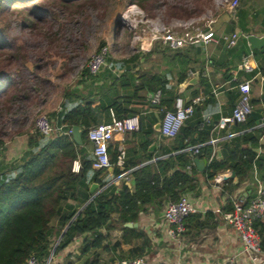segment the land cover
Returning a JSON list of instances; mask_svg holds the SVG:
<instances>
[{"label":"trees","instance_id":"trees-1","mask_svg":"<svg viewBox=\"0 0 264 264\" xmlns=\"http://www.w3.org/2000/svg\"><path fill=\"white\" fill-rule=\"evenodd\" d=\"M115 1L0 0V15L4 10L8 14L16 15L23 32L32 33L45 26L48 31L44 37L49 40L52 30L59 23L60 16L71 19L77 16L90 18L91 11L107 14ZM159 1L125 0V4L137 5L148 11L151 4H157ZM116 29L117 37L121 36V31L127 33L121 21L116 23ZM5 30L6 27L0 17V60L7 62L9 67L15 66V74L0 72V138L5 134L4 130L7 127L2 120L4 112L8 115L14 106L28 105L36 101L51 84L44 73L45 58L43 56L32 58L26 52V46L6 39ZM130 35L133 39V34ZM183 50H166L175 52L174 55L172 54V59L181 63L182 68L187 64ZM141 57L140 53L120 60L109 57V66L122 71L120 76L113 77L111 88L115 91L119 88H133L136 94L143 90L146 95L161 91L163 97L160 102L152 105L163 117L168 110L173 109L177 95L171 92V81L164 74L140 72L138 66ZM185 73L184 71L180 74L179 83L186 80ZM84 76L96 78L99 75L92 77L87 69ZM141 80L144 81L137 86ZM201 85L209 86L205 77H202ZM108 93V90L102 88L98 96L93 91L84 95L69 87L64 92L65 101L61 109L48 115L54 124L62 127L64 131L72 130L76 126L83 128L81 146L75 143L73 135L46 137L35 131L34 134L28 133L26 149L18 161L0 162V264H24L33 254L41 264H47L56 246L55 239L62 236L63 231L65 233L54 257L68 248L76 237L87 236L81 248V255L93 256L94 259L88 263L99 264L95 259L100 257V250H109L105 242L110 231L118 227L124 231L123 242L118 241L113 245L114 250L120 249L123 244H131L134 239L140 237L139 233L126 227L125 224L137 223L140 214L149 206L163 201L177 202L183 194L198 193L200 187L197 175L200 173L195 167L194 159L207 160L206 169L201 174L208 180H214L219 173L230 170L241 181L248 179L254 163L260 164L262 160L257 158L253 148L258 145L260 137L264 134V127L254 130L252 116H249L248 124L241 130L251 129L231 142L236 146L230 150L229 161H219L215 158V148L209 144L211 141L209 132L198 133L197 129L181 132L182 128L181 134L173 139L172 149L156 161L157 171H154L151 165L136 168L126 164L123 168L117 167L119 154L117 148L112 158V174L110 175L109 170H95L93 169L95 158L88 150L91 143L88 133L91 128L99 124L96 114L101 110L109 112L113 109L118 119L133 116L116 100L107 106L104 99L109 98ZM97 100L100 101V105L95 107L94 103ZM142 127L140 118L139 130ZM197 135H199L198 139ZM197 145L203 146L200 153L194 156L188 148ZM110 151H112L111 146ZM146 160L152 161L153 155L150 154ZM76 161L81 164L78 173L73 171ZM131 169H134L131 173L134 178V188L125 183L117 191L114 180ZM91 182H96L101 188L106 187V189L90 202ZM81 195H85L83 201L85 207L80 212V205H73L70 202H81ZM232 208L233 202L229 201L224 207V212L231 211ZM116 214L119 216L117 221L114 220ZM55 219H58L57 228L52 223ZM209 221L210 219H206L201 222V215L193 214L186 220L187 228L192 224L196 228H205ZM255 228L261 236V250L264 252V220L257 221ZM103 229H106V234L102 232ZM133 257H137V254ZM50 264H54L53 259Z\"/></svg>","mask_w":264,"mask_h":264},{"label":"crops","instance_id":"crops-1","mask_svg":"<svg viewBox=\"0 0 264 264\" xmlns=\"http://www.w3.org/2000/svg\"><path fill=\"white\" fill-rule=\"evenodd\" d=\"M211 17L214 20L212 29L217 37L233 32L240 34L235 47L227 48L223 42L193 45L182 51L187 60L184 68L181 67V63L166 55H163L159 66L147 64L149 55L141 57L138 69L150 74H164L171 81V92L176 94V97L184 98L187 103L196 98L202 99L201 103L196 106L195 114L186 121L181 132L189 129H197L198 133L199 131L209 132L211 139L217 142L215 158L219 161H229L230 150L236 146L231 142L251 129L241 130L248 124L247 122L243 125L228 123L224 128L220 126V119L228 118L232 114L239 98L238 85L240 83L250 82L253 112L261 113L264 123V52L252 49L249 41L250 36L264 37V0H240V6L235 13L227 10L225 13ZM170 52L171 55L175 53ZM245 57H250L249 65L252 71L244 69L243 59ZM165 58L173 62H167ZM190 59L192 62L189 63ZM184 71L187 78L183 83H179L180 74ZM121 73L122 71L118 68H111L108 64V67L98 77L93 78V81L64 87L63 92L56 97L41 96L35 104L39 109L54 112L61 109L65 101L64 92L69 87L84 95L93 91L97 96L102 88L108 90L109 98L104 99L107 106L116 100L133 114L132 117L141 118L143 124L141 130L115 137L110 145L112 147L111 158L114 156L115 148L118 151L123 149L127 154V165L136 168L151 165L154 171H157L156 161L172 149L174 138H167L162 135L161 131L155 129L157 124H161L162 117L152 105L154 94L146 95L143 90L136 94L133 88L112 90L113 77L120 76ZM202 77L208 80V87L201 85ZM143 81H139L137 86ZM99 105L100 101L97 100L94 106ZM26 106L22 105L24 108ZM16 108L17 106H14L10 114L4 113L2 116L7 127L2 136L4 148L0 162L18 161L26 149L28 133L34 134L35 132V126L29 125L24 115L17 114ZM96 115L99 124L111 122L110 110L109 112L101 110ZM252 119L254 130L264 127V124L258 125L253 116ZM228 143L231 145H227ZM153 144L155 146L151 148ZM93 149V144L90 143L88 150L91 154H93ZM253 151L257 154V158H262V160L260 164L254 163L250 177L244 181L236 177V174L234 178H231L232 171L230 170L219 173L214 180H208L201 174L202 172L198 171L200 173L197 175L200 187L198 193L188 195L197 208L196 214L201 215V222L210 219L205 228H196L192 224L182 236L177 239L170 238L169 227L164 219V210L168 201L158 202L149 206L145 212L140 214L139 221L133 223L135 225L131 228L140 234L139 238L134 239L131 244H123L122 248L114 250L113 245L116 242H123L124 231L121 227L110 231L105 242L109 250H100V257L95 261L99 264H119L122 257L124 260L144 257L148 264H171L175 261H183L186 264H254L244 253L238 233L231 225L225 223L221 214L225 211L224 207L229 201L242 200L246 204L249 203L257 194L258 182L264 184V134ZM150 154L153 155V160L147 161L146 158ZM112 172L113 168L109 169L110 175ZM220 176H223V182L219 185L216 179ZM114 181L118 188L117 191L125 183L132 189L134 188L132 174L126 176L123 174ZM93 184L98 183L91 182L90 187ZM89 195L91 196L90 192ZM84 198L85 195H81V202L70 203L80 205L81 212L85 207ZM118 218L117 214L114 215L115 221ZM52 223L55 228L58 227V219ZM102 232L107 233L106 229ZM60 237H57L55 241H59ZM86 237H76L68 248L58 256H53L54 264H89L88 262L94 259L93 256L81 255V248ZM135 254L137 257L132 258Z\"/></svg>","mask_w":264,"mask_h":264},{"label":"built area","instance_id":"built-area-1","mask_svg":"<svg viewBox=\"0 0 264 264\" xmlns=\"http://www.w3.org/2000/svg\"><path fill=\"white\" fill-rule=\"evenodd\" d=\"M218 8H224L231 13H235L240 0H215ZM120 21L133 34L132 42L138 47L137 52L141 56L147 57L157 48L163 51H178L198 44H219L221 42L227 48H233L238 44L240 34L233 32L217 37L212 29L214 20L212 17L202 19L201 21L179 20L171 25L162 22L160 19L146 17L144 12L137 5H129L122 13ZM110 47L104 45L95 51L87 65L88 73L92 77L98 76L106 67L110 57ZM250 57L243 59V67L247 71H252L249 65ZM239 98L233 108L232 114L228 118L220 119V126L224 128L228 123L245 124L253 113L251 101V84L242 82L238 85ZM163 93L158 91L153 95L152 104L157 105ZM201 98H196L187 103L184 98L177 97L172 110H168L161 120V133L163 136L173 139L180 133L187 120H189L196 111V106L201 103ZM111 122L99 124L90 129L88 138L93 144V156L95 158L93 169L109 170L113 168L110 155V145L117 135H123L127 132L138 131L140 129V118L138 116L118 119L113 109H110ZM35 131L42 136L52 137L55 135H72L73 130L64 131L62 127L54 124L48 115H38L35 123ZM264 126V125H263ZM214 148L217 145L215 140L209 142ZM203 145H197L188 148L192 155H198ZM3 154V142L0 139V158ZM126 151L120 150L116 166L123 168L126 165ZM81 164L76 161L73 171L78 173ZM133 170L126 171L124 175L131 174ZM217 184H222L223 176L216 179ZM197 208L188 194H183L179 201L168 202L164 210V219L167 223L168 235L172 239L182 236L187 230V218L196 214ZM225 223L231 225L238 233L243 245L244 253L254 264H264V252L261 250V236L255 228V223L264 220V184L258 182L256 196L244 203L242 200H235L231 211L221 212ZM50 261V260H49ZM47 264H50L49 262ZM24 264H41L35 254L31 255ZM119 264H148L144 257L125 259ZM171 264H186L183 261H175ZM205 264V263H200Z\"/></svg>","mask_w":264,"mask_h":264},{"label":"rangeland","instance_id":"rangeland-1","mask_svg":"<svg viewBox=\"0 0 264 264\" xmlns=\"http://www.w3.org/2000/svg\"><path fill=\"white\" fill-rule=\"evenodd\" d=\"M214 1L160 0L157 4H151L148 11L138 7L146 17L158 18L162 22L171 25L174 21L192 19L201 21L213 15L227 12L224 8H218ZM113 3L107 14L91 11L89 13L90 18L77 16L71 19L60 16L59 23L52 30L49 40L44 37L46 31H48L45 26H41L40 30L32 33L30 31L23 32L20 29L17 16L13 13L8 14L4 10L6 6L3 7L4 12L0 17L6 27V39L8 41L14 40L18 45L26 46V52L32 58H36V56L45 58L46 68L44 73L51 84L46 87V90L38 99L41 96L47 97L50 95L56 97L63 92L64 87L93 81V78L84 76V74L91 55L104 45L110 47V57L114 60L127 59L138 53V47L133 44L127 28V33L121 31V36L117 37L116 23L120 21L122 13L129 5L125 4V0H116ZM188 13L192 14L189 15ZM60 24L62 25L59 26ZM163 55L172 58L170 52L163 51L162 48L158 47L157 52L149 56L147 64L159 66ZM165 61L173 62L171 59L166 60V58ZM6 63L0 60V72L15 74V66L9 67ZM140 72L144 73L145 71L140 70ZM38 99L36 101H39ZM36 101H32L25 108L22 107L23 104H18L16 108L17 114L24 115L25 121L27 119L32 127H34L38 115H49L51 113V111L37 108ZM4 125L7 126L5 121ZM122 260H124L123 257L120 261ZM106 262L108 263V260Z\"/></svg>","mask_w":264,"mask_h":264},{"label":"water","instance_id":"water-1","mask_svg":"<svg viewBox=\"0 0 264 264\" xmlns=\"http://www.w3.org/2000/svg\"><path fill=\"white\" fill-rule=\"evenodd\" d=\"M249 41L251 43L252 49H254V50H261V51L264 52V37L258 38V37H255V36H250L249 37ZM251 116H253L257 120V124L258 125L261 126L262 124H264L263 123V115L261 113L253 112L251 114ZM155 129L158 130V131H160L161 130V124H157L155 126ZM72 130H73V134L72 135H73V139H74L75 143L77 145H80L81 146L83 144V140H82V128L76 126ZM154 146H155V144H153L151 146V148H153ZM194 164H195V167L197 168V170L199 172H203L206 169L207 160L200 159V158H196V159H194ZM230 176H231V178H234L235 177V173L232 172ZM105 189H106V187L105 188H101V186L99 184H93L91 186V188H90V193L92 195V198H91L90 202L94 198H96ZM134 225L135 224H133V223H127V224H125V226L126 227H129V228L133 227ZM64 233H65V231L63 232L62 236L60 237L59 241L57 242V244H56V246H55V248H54V250L52 252V255H51L50 259H49L50 260L49 262L52 261L53 256H54V253L56 251V248H57L59 242L61 241Z\"/></svg>","mask_w":264,"mask_h":264}]
</instances>
